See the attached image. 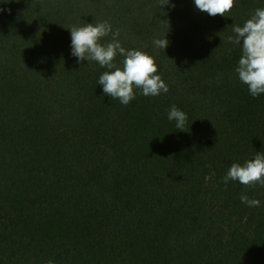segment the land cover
Masks as SVG:
<instances>
[{
	"label": "trees",
	"instance_id": "1",
	"mask_svg": "<svg viewBox=\"0 0 264 264\" xmlns=\"http://www.w3.org/2000/svg\"><path fill=\"white\" fill-rule=\"evenodd\" d=\"M257 8L0 0V264H264V187L222 179L264 152V94L239 80L228 41ZM105 20L154 56L167 93L104 94L106 69L77 62L69 28Z\"/></svg>",
	"mask_w": 264,
	"mask_h": 264
},
{
	"label": "clouds",
	"instance_id": "2",
	"mask_svg": "<svg viewBox=\"0 0 264 264\" xmlns=\"http://www.w3.org/2000/svg\"><path fill=\"white\" fill-rule=\"evenodd\" d=\"M169 0H160V5L168 4ZM196 8L210 16H225L234 7L235 0H194ZM173 7L175 5H172ZM71 54L78 58L80 63L84 60L95 61L105 68L98 83L103 86L104 94L112 99H118L122 105H128L136 97V89H140L144 96H158L169 91L168 85L158 73V66L154 56L142 49H126L119 40L120 30L113 31L108 21L84 23L81 26H72ZM234 36H229L228 41L239 44L242 54L239 58L235 72L239 80L248 87L252 97L264 94V8H257L247 19L243 26L233 25ZM111 39L104 43V37ZM153 43L161 49L168 46V40L155 39ZM122 56L121 64L115 62L117 56ZM168 119L176 122V129L184 130L187 114L172 105L168 111ZM185 131V130H184ZM223 182L229 180L239 181L246 187L259 184L264 187V152H257L252 159L243 164L233 163ZM241 202L249 207L260 206V200L249 198L241 194ZM45 264H55L49 259Z\"/></svg>",
	"mask_w": 264,
	"mask_h": 264
}]
</instances>
